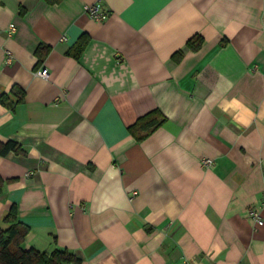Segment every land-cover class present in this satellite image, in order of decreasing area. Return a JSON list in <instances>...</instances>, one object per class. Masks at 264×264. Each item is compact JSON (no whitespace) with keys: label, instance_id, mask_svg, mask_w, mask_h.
<instances>
[{"label":"crops","instance_id":"obj_1","mask_svg":"<svg viewBox=\"0 0 264 264\" xmlns=\"http://www.w3.org/2000/svg\"><path fill=\"white\" fill-rule=\"evenodd\" d=\"M96 1L102 19L85 11ZM15 86L0 140L24 151L0 153V225L15 204L25 249L264 264L249 214L264 189V0H0V96ZM152 111L165 120L138 139L130 127Z\"/></svg>","mask_w":264,"mask_h":264},{"label":"trees","instance_id":"obj_2","mask_svg":"<svg viewBox=\"0 0 264 264\" xmlns=\"http://www.w3.org/2000/svg\"><path fill=\"white\" fill-rule=\"evenodd\" d=\"M49 2H57L59 0H48ZM204 38L201 34H194L187 41V46L192 49H199L202 46ZM86 44L85 36H82L78 43L73 47L72 53L79 56ZM48 46L40 47L37 50L40 59L48 52ZM183 51H177L173 57L180 60ZM14 92L16 100H9L7 96L1 95L0 100L13 107L17 102L24 99V90L15 86ZM165 116L158 111H152L141 118L130 127V131L138 139H143L148 136L155 128L163 121ZM10 150L18 153L23 152L22 145L12 139L7 141L0 140V153L5 154ZM4 221L9 224V227L3 228L0 225V264H81L80 258L67 249H55L52 252L39 250L35 247L25 249L22 243L25 236L30 230L29 225L22 222L18 217L16 205H12L8 213L4 216Z\"/></svg>","mask_w":264,"mask_h":264},{"label":"built area","instance_id":"obj_3","mask_svg":"<svg viewBox=\"0 0 264 264\" xmlns=\"http://www.w3.org/2000/svg\"><path fill=\"white\" fill-rule=\"evenodd\" d=\"M85 11L89 14L90 17L96 18V19H102L105 17V14L102 12L101 3L100 1H96L93 3H89L85 5ZM16 30V24L11 23L7 35L11 36L13 32ZM6 51V58L5 61L7 63L12 62L14 56L11 50L5 49ZM38 73L41 74L44 77H47L49 75V70L47 67H42L38 70ZM201 164L206 167H210L214 164V160L209 157H202ZM264 210V189L262 192V197L260 200L259 206H253L249 208V214L250 216L255 220L256 223L262 224L264 222L263 216L261 211ZM183 264H196V260L193 259H185Z\"/></svg>","mask_w":264,"mask_h":264}]
</instances>
